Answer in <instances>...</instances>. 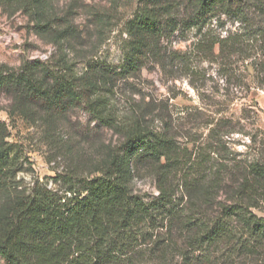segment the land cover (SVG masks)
<instances>
[{
  "label": "trees",
  "instance_id": "trees-1",
  "mask_svg": "<svg viewBox=\"0 0 264 264\" xmlns=\"http://www.w3.org/2000/svg\"><path fill=\"white\" fill-rule=\"evenodd\" d=\"M182 1L190 6L188 14L182 15ZM0 3L24 8L37 16L39 26L47 25L46 0ZM213 22L219 28L228 22L237 27L214 34ZM180 29L196 31L194 53L218 64L226 82L239 87V98L248 97L254 86L264 90V0H141L125 25L124 63L118 74L140 70ZM92 72L71 76L29 64L14 72L0 65V91L11 90L19 98L26 93L51 110L86 104L96 119L115 127L104 92L111 91L107 84L116 75L105 68L94 67ZM249 112L243 109L236 122L240 128L225 117L209 123V138L216 146L239 132L251 136L249 148L256 147L253 157L234 165L235 188L219 203L216 216L177 195L173 178L188 156L176 139L138 120L125 130L120 151L100 167L98 176L70 181L69 194L63 195L37 184L30 194L0 207V264H180L178 258L181 264H239L264 259V217L255 212L264 207V149L242 123ZM8 137L6 124L0 122V200L17 172ZM147 166L158 177L159 195L151 201L132 190L136 174ZM224 172L219 168L210 176L196 169L193 179L186 176L187 189H199L209 206L223 190Z\"/></svg>",
  "mask_w": 264,
  "mask_h": 264
},
{
  "label": "rangeland",
  "instance_id": "rangeland-1",
  "mask_svg": "<svg viewBox=\"0 0 264 264\" xmlns=\"http://www.w3.org/2000/svg\"><path fill=\"white\" fill-rule=\"evenodd\" d=\"M182 2V15L188 14L190 6ZM140 5L141 0H46L43 24L47 25L41 27L35 14L0 3V65L7 70L20 72L29 64L85 76L95 67L116 75L107 84L111 91L104 92L115 127L96 119L86 104L51 110L26 93L19 98L11 90L0 91V122L8 128L7 141L17 157L16 175L2 195L0 207L30 194L37 184L63 195L69 194L70 181L98 176L100 167L120 151L125 130L138 120L176 139L188 156L173 178L177 195L184 196L188 204L194 201L211 216L217 215L219 203L227 201L235 188L234 165L248 155L253 157L256 147L249 148L251 136L239 132L226 136L223 146H216L209 138V123L225 117L240 128L236 122L246 108L250 115L242 123L264 149V90L254 86L248 97L239 98V87L226 82L220 66L194 53L195 30L180 29L162 42L158 55L149 56L140 70L118 74L124 63L125 25ZM236 27L228 22L219 28L213 22L209 28L214 34H226ZM219 168L225 171L223 190L206 206L199 189L189 192L186 176L193 179L196 169L207 170L211 176ZM132 190L147 201L157 198L155 171L143 167ZM255 212L264 217V207ZM183 241L180 238V244ZM177 261L182 263V259ZM239 264H264V259H243Z\"/></svg>",
  "mask_w": 264,
  "mask_h": 264
}]
</instances>
